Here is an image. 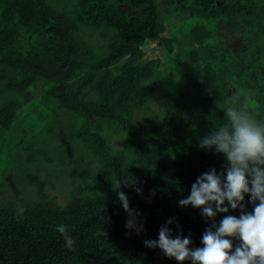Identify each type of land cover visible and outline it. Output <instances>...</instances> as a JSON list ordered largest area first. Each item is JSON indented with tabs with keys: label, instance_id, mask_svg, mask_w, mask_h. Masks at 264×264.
<instances>
[{
	"label": "trees",
	"instance_id": "1",
	"mask_svg": "<svg viewBox=\"0 0 264 264\" xmlns=\"http://www.w3.org/2000/svg\"><path fill=\"white\" fill-rule=\"evenodd\" d=\"M164 1L181 6L188 0ZM159 3L79 0L72 17L49 0H0V100L6 97L0 102V129L10 130L21 108L8 94L28 103L33 99L30 87L43 78L53 84L47 96L58 108L82 118L75 137L84 143V156L96 158L101 167L95 174L89 168L79 172L80 182L65 205L50 197L40 175L28 172L36 198L0 203V264H179L144 241L158 240L159 229L172 219V238L189 237L190 248L203 247L207 228L227 215H241V209H231L227 201L229 211L217 213L214 220L204 217L201 209L179 205L201 174L215 168L226 176L223 154L202 149L199 142L226 122V108L243 106L247 93L236 94L231 81L206 62L199 63L202 57L196 50L191 55L199 65L192 83L202 90L201 96L189 83L181 82L171 92L154 79L160 60L144 62L146 49L158 41L172 52L176 41L165 37ZM215 4L228 17L249 7L246 0H194L206 13ZM78 24L101 30L105 45L92 49L79 38ZM191 34L200 45L212 37L204 25L194 26ZM88 90L94 91L93 98L86 96ZM150 103L158 114L137 119ZM112 136L121 138L122 148L110 146ZM28 152V164L39 157L52 161L35 146ZM111 179L122 182L119 191L140 214L134 217L143 228L139 233L125 227L130 217ZM250 200L245 194V213L254 209ZM60 225L75 241L74 250L65 247ZM230 239L234 251L240 241Z\"/></svg>",
	"mask_w": 264,
	"mask_h": 264
},
{
	"label": "rangeland",
	"instance_id": "2",
	"mask_svg": "<svg viewBox=\"0 0 264 264\" xmlns=\"http://www.w3.org/2000/svg\"><path fill=\"white\" fill-rule=\"evenodd\" d=\"M246 1L249 3L246 11L228 17L217 4L206 13L194 5V0L181 6L160 0V20L167 27L165 37L176 38L174 50L170 52L164 42H153L146 49L144 62L150 58L160 60L154 79L162 80L169 91L175 92L181 82H186L197 96H201L202 90L194 87L192 79L199 63L206 62L219 77L231 81L236 94L247 93L243 106L257 120L264 121V0ZM49 2L74 17L79 0ZM197 25H204L212 32L211 39L202 45L191 34ZM78 35L94 50L105 45L101 30L78 24ZM195 50L202 57L199 63L191 55ZM52 85L40 78L30 87L33 99L28 103L17 94H8V98L21 103V108L12 128L0 129V203L35 199L37 188L31 187L26 179V174L33 172L45 181L50 197L65 205L70 200L71 189L80 182L79 172L89 168L95 174L101 170L96 158L84 156V143L75 137L81 131L82 118L60 110L56 101L47 96ZM86 96L93 98L95 93L88 90ZM157 114V106L150 103L137 119ZM120 142L118 136L109 138L114 149L122 148ZM30 146L48 152L52 161L39 157L37 163L28 164Z\"/></svg>",
	"mask_w": 264,
	"mask_h": 264
},
{
	"label": "clouds",
	"instance_id": "3",
	"mask_svg": "<svg viewBox=\"0 0 264 264\" xmlns=\"http://www.w3.org/2000/svg\"><path fill=\"white\" fill-rule=\"evenodd\" d=\"M224 112L226 122L201 139L199 146L223 154L228 162L226 176L224 172L217 174L215 168L201 174L192 184L190 195L181 199L179 205L201 209L204 217L214 220L217 213L229 211L227 201L231 209L240 208L241 215H227L219 225L213 223L207 228L202 236L203 247L190 248L189 237L172 238L168 227L174 222L172 219L161 226L158 240L144 241L146 247L159 248L179 264H264V121L257 120L246 106L228 107ZM111 183L130 217L125 227L139 233L143 228L137 226L134 217L140 214L130 208L127 195L119 191L122 182L111 179ZM136 191L142 193L140 188ZM245 194H250L254 205L251 213L244 212ZM57 230L64 237L65 247L74 250L75 241L67 228L60 225ZM230 238L240 241L234 251Z\"/></svg>",
	"mask_w": 264,
	"mask_h": 264
}]
</instances>
